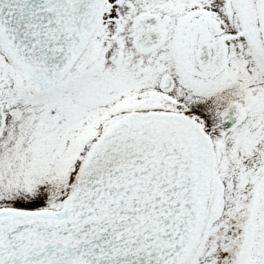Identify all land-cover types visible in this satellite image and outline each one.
<instances>
[{
    "label": "snow or ice",
    "instance_id": "obj_1",
    "mask_svg": "<svg viewBox=\"0 0 264 264\" xmlns=\"http://www.w3.org/2000/svg\"><path fill=\"white\" fill-rule=\"evenodd\" d=\"M0 264H264V0H0Z\"/></svg>",
    "mask_w": 264,
    "mask_h": 264
}]
</instances>
